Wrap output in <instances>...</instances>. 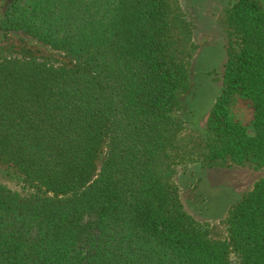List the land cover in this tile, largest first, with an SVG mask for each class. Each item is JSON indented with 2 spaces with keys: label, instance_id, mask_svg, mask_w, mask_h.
<instances>
[{
  "label": "trees",
  "instance_id": "obj_1",
  "mask_svg": "<svg viewBox=\"0 0 264 264\" xmlns=\"http://www.w3.org/2000/svg\"><path fill=\"white\" fill-rule=\"evenodd\" d=\"M209 162L264 167V7L235 0ZM66 58L0 48V264H264V177L213 241L176 182L196 55L181 0H7L0 21ZM252 110L249 127L230 109Z\"/></svg>",
  "mask_w": 264,
  "mask_h": 264
},
{
  "label": "rangeland",
  "instance_id": "obj_2",
  "mask_svg": "<svg viewBox=\"0 0 264 264\" xmlns=\"http://www.w3.org/2000/svg\"><path fill=\"white\" fill-rule=\"evenodd\" d=\"M264 7V0H257ZM7 0H0V21ZM235 0H181L183 12L191 28L196 55L191 68V87L184 96L182 113V152L194 162L182 166L176 182L186 209L209 226L213 241H225V218L264 177V167L253 163L232 164L228 159L209 162L208 147L213 139L208 130L210 110L222 90L223 66L226 61V34L228 14ZM0 48L10 55L29 52L37 58L54 64H65L66 58L20 33L0 30ZM230 115L246 127L250 126V104L238 98ZM0 181L18 192H27L30 186L12 167L0 162ZM231 264H240L239 258L229 254Z\"/></svg>",
  "mask_w": 264,
  "mask_h": 264
}]
</instances>
